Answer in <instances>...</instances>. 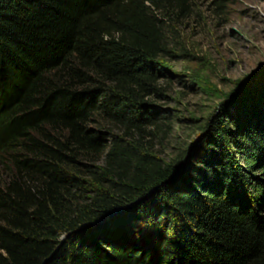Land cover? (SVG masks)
Segmentation results:
<instances>
[{
    "label": "trees",
    "instance_id": "1",
    "mask_svg": "<svg viewBox=\"0 0 264 264\" xmlns=\"http://www.w3.org/2000/svg\"><path fill=\"white\" fill-rule=\"evenodd\" d=\"M188 0H0V264H264V117L162 162L165 15Z\"/></svg>",
    "mask_w": 264,
    "mask_h": 264
},
{
    "label": "rangeland",
    "instance_id": "2",
    "mask_svg": "<svg viewBox=\"0 0 264 264\" xmlns=\"http://www.w3.org/2000/svg\"><path fill=\"white\" fill-rule=\"evenodd\" d=\"M165 15L171 54L158 60L167 122L149 149L164 163L187 157L212 122L236 133L264 117V0H188Z\"/></svg>",
    "mask_w": 264,
    "mask_h": 264
}]
</instances>
